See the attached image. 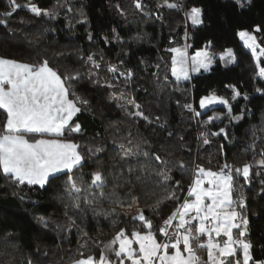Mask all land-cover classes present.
Returning <instances> with one entry per match:
<instances>
[{
    "label": "trees",
    "instance_id": "trees-1",
    "mask_svg": "<svg viewBox=\"0 0 264 264\" xmlns=\"http://www.w3.org/2000/svg\"><path fill=\"white\" fill-rule=\"evenodd\" d=\"M17 2L34 4L52 14L36 17L25 7L4 17L9 0H0V20L7 19V26L0 24V58L30 64L47 60L63 78L79 76L71 82L70 98L89 102L73 118L81 131H65L60 138L80 146L78 151L85 157L86 166L73 169L68 175L82 176L87 182L93 172L101 170L107 177L105 192L115 189L117 196L100 199L93 206L82 201V210L75 209L66 207L72 201L64 191L65 172L57 174L59 178L43 189L38 185H18L0 172V264H73L74 260L88 256L99 259L112 247L111 241L121 229L129 236L134 231H148L143 221L132 219L140 211L151 222L156 239L167 242L159 228L185 199H190L188 193L196 168L218 171L225 163L235 167L252 165L250 182L234 174L233 199L244 198L242 215L248 220L244 239L252 244L253 259L264 260V168L260 166L264 160V93L257 91L264 90V78L259 76L252 52L238 35L241 30L252 32L259 46L264 47V32H253L257 24L264 25V0H252L244 9L237 7L234 0H171L182 6L178 9L160 7L164 0H141L143 10L136 8L135 0ZM192 7L204 9L205 16L210 18L206 26L180 25L176 33H170L173 24H182ZM185 33L191 56L211 40L212 54L230 49L236 62L225 66L227 61L216 57L209 71L178 82L171 71L173 54L169 49L184 44ZM90 55L98 68L88 61ZM113 66L120 72L130 70L132 78L114 76L108 71ZM231 87L246 93L248 99L241 96L232 100ZM122 93L120 103L128 111L135 110L128 103L134 99L152 122L129 117L111 99L120 98ZM213 94L230 101L232 117L243 118L239 122L230 119L223 104L202 111L200 99ZM189 104L192 111L185 107ZM196 112L200 115L196 116ZM212 116L222 119L206 124ZM5 120L6 113L0 109V133ZM221 127L229 133L227 138L210 134ZM26 136L33 141L43 135ZM205 138L211 142L204 144ZM120 145L133 152L139 145L159 154L172 177L168 188L179 199L165 200L159 208L150 207L165 195L155 174L162 170L161 165L147 161L149 171H140L138 167V179L136 173L127 172L128 163L138 165L144 158L138 161L133 156L126 163L121 159ZM94 147L103 151L93 155L89 149ZM132 197L136 198L134 202ZM238 231L234 229V237ZM110 258L118 263L114 255Z\"/></svg>",
    "mask_w": 264,
    "mask_h": 264
},
{
    "label": "snow or ice",
    "instance_id": "snow-or-ice-1",
    "mask_svg": "<svg viewBox=\"0 0 264 264\" xmlns=\"http://www.w3.org/2000/svg\"><path fill=\"white\" fill-rule=\"evenodd\" d=\"M234 3L237 7L244 9L251 5L252 0H234ZM135 6L143 10L141 0H135ZM159 6L170 9L182 7L171 0H164V3ZM25 7L36 17L52 14L34 4L22 5L17 0H9V10L3 13V16L11 17L18 9ZM209 19L205 16L204 9L200 7H192L186 13V20L190 21L193 27L206 26ZM0 24L7 26V19L0 20ZM253 32H264V25L257 24ZM238 35L251 50L257 61L258 74L264 78V67L260 66V59L264 57V47H259L256 36L252 32L241 30ZM185 38H188L187 33H185ZM89 39L92 37L89 36ZM212 44L213 42L209 40L204 49L192 57H189L187 53L189 45H185L184 48L169 49L175 53L171 71L177 81L190 80V72L198 73L201 69L204 71L211 69L214 57L209 50ZM87 59L94 67H99L93 56L90 55ZM219 59L227 61L225 66L236 62V57L231 50H227L226 54L221 55ZM108 71L114 76H123L125 80H130L133 76L130 70L127 73L120 72L115 66L110 67ZM78 79V75L63 78L49 66L47 60H43L39 64H30L0 58V109L6 113L3 132L0 133V172L18 185H38L43 189L52 180L59 178L56 174L67 170L64 191L72 203L66 207L82 210V201L85 205L93 206L100 199L116 197L117 193L115 189L111 193L105 192L107 177L101 170L93 172L87 182L83 180L82 176L68 175L73 169L86 166L85 157L78 151L80 146L60 139L65 131H81L80 124L75 123L73 117L80 113L82 106H87L89 102L79 98H69L72 94L70 91L71 82ZM257 91L264 93L262 89H257ZM241 96L245 100L248 99L246 93H241L234 88L231 99L236 100ZM122 98L123 93L120 98L111 97L117 101L129 117L142 118L149 123L152 122L144 115L141 106L134 99H130L128 103L135 110L128 111L125 105L120 103ZM215 104L226 105L230 119L239 122L243 118L242 116H231L232 105L228 99L213 94L204 96L199 101V106L202 109ZM185 107L190 111L193 110L190 104ZM195 115L199 116L200 113L196 112ZM219 119L222 117L212 116L205 123L212 124ZM156 120L159 121V117ZM165 124L166 121L161 126L163 127ZM27 134H51L56 138L30 141L26 138ZM210 134L223 135L225 138L229 135L223 127ZM168 135L171 136L172 133L169 132ZM181 139L183 138L181 137ZM202 142L209 144L211 141L205 138ZM120 148L123 151L121 159L126 163L133 156L138 161L140 157L144 158V162H140L138 165L128 163L127 172L129 174L136 173L138 179L140 171H149L150 166L147 161L154 160L160 163L162 170L155 171L154 168L151 170L155 171L156 176L160 178L165 195L163 199L154 201L150 207L159 208L165 200L179 199L175 191L168 188L172 177L169 170L164 169L166 161L159 154L143 150L139 145L135 152L130 148L126 149L125 145H120ZM89 151L95 155L103 151V148L94 147ZM260 166L264 168V160L260 161ZM138 167L140 171L137 170ZM181 167L184 166L181 165ZM234 174L242 176L246 182H250L252 165L245 163L242 167H235L225 163L218 171L199 166L196 168L193 184L188 193L195 199H185L159 228L160 234L166 238L167 242H158L151 231V222L140 211L132 219L143 221L148 229L146 233L134 231L129 236L125 229H121L111 241L112 247L101 254L99 259L88 256L74 260L73 264H113L110 258L112 255L115 256L118 264H124L125 260L131 261V264H200L193 242H196L197 248L207 249V264H249L250 261L252 264H264V260L253 259L252 244L249 240L244 239L247 235L248 220L242 215V210L246 205L242 196L238 200L233 199V191L236 187ZM256 174L259 175V173ZM175 183L178 187L179 181ZM205 184L209 187H204ZM135 199V197L131 198L133 202ZM131 206L132 204L129 203V207ZM65 215H68L67 211ZM69 220L72 225H75L74 219L69 217ZM194 221L195 224H193ZM45 227H47L46 223ZM233 229H239L235 237ZM213 234L215 237L223 236L226 239L222 242L217 241L213 238ZM201 236L207 237L206 243L200 242ZM134 244L138 245V249L133 246ZM116 245L118 247H115ZM170 248L175 250L171 255H169ZM238 252L242 253V256H239Z\"/></svg>",
    "mask_w": 264,
    "mask_h": 264
},
{
    "label": "rangeland",
    "instance_id": "rangeland-1",
    "mask_svg": "<svg viewBox=\"0 0 264 264\" xmlns=\"http://www.w3.org/2000/svg\"><path fill=\"white\" fill-rule=\"evenodd\" d=\"M187 24H191L190 23V21H187L186 20V18H184V20L182 21V24H173V26H172V28L170 29V33H176V28H178V26H180V25H187ZM252 34H254V33H252ZM255 35V34H254ZM242 42H243V44L245 45V43H244V41L242 40ZM257 44H258V41H257ZM185 45H189V43H188V41H187V39L185 38V41H184V44H182L181 46H179V47H176V48H184V46ZM259 45V44H258ZM245 47L251 52V50L245 45ZM260 47V46H259ZM230 50V49H229ZM227 52V51H226ZM226 52L225 53H222V54H218V55H216V54H212L211 52H210V54L211 55H213V57H214V59H213V63H212V65L214 64V60H215V58L216 57H220L221 55H225L226 54ZM231 52H232V50H231ZM187 53H188V56L189 57H192L190 54H189V47L187 48ZM233 53V52H232ZM172 54H173V56H172V59H173V57L175 56V53H173L172 52ZM196 55V54H195ZM194 55V56H195ZM255 58V57H254ZM256 60V59H255ZM257 62V61H256ZM260 66H262V67H264V57H261V59H260ZM172 67H173V65H172ZM212 67V66H211ZM201 71H204L203 69H201L200 70V72ZM200 72H198V73H200ZM197 72H190V75H191V77H192V75L193 74H198ZM176 78V77H175ZM177 80V79H176ZM188 80H179L178 82H187ZM230 90H231V92H232V95H233V89L234 88H229ZM216 96H218V95H216ZM218 97H222V98H224L223 96H218ZM70 98V97H69ZM71 99V98H70ZM215 105H218V104H215ZM215 105H212V106H215ZM212 106H210V107H212ZM209 107V108H210ZM206 109H208V108H205V109H202V111H204V110H206ZM173 110V109H172ZM173 113H174V111H173ZM75 117V116H74ZM73 117V118H74ZM193 184V183H192ZM192 187V186H191ZM204 187H209V185H207V184H205L204 185ZM192 199H195L194 197H192V196H190V199L189 200H192ZM207 202V201H206ZM196 222L194 221L193 222V224H195ZM233 235H234V229H233ZM222 237V236H221ZM221 237H215V234H214V236H213V238L215 239V240H217V241H219L220 240V238ZM158 240V239H157ZM206 241H207V237L206 236H201L200 237V242L201 243H206ZM158 242H161V243H165V241H162V240H158ZM193 244H195V242H193ZM134 247L135 246H138V245H133ZM136 248V247H135ZM181 248H182V250H183V245L181 246ZM194 248H195V245H194ZM200 249V253H201V255H200V257L201 258H204L203 256H205V254H206V260H205V263H207V261H208V256H207V249L206 248H199ZM174 249H169V255H171V254H173L174 253ZM196 253H198L197 252V249H196Z\"/></svg>",
    "mask_w": 264,
    "mask_h": 264
},
{
    "label": "crops",
    "instance_id": "crops-1",
    "mask_svg": "<svg viewBox=\"0 0 264 264\" xmlns=\"http://www.w3.org/2000/svg\"><path fill=\"white\" fill-rule=\"evenodd\" d=\"M26 138L28 139V137L26 136ZM54 138H56V137H54L53 135H51V134H44L43 136H41L40 138H38V139H54ZM60 139H62L63 141H65V142H72V141H69V140H66V139H63V138H60ZM37 140V139H36ZM31 141V140H30ZM33 141H35V140H33ZM72 143H74V142H72ZM67 170H65V172H66ZM58 174H60V173H58ZM57 175V174H56ZM142 234H144V233H142ZM213 236H214V234H213ZM226 239V237H221L220 238V240L219 241H223V240H225ZM194 245L195 244H193V247H194ZM136 248L138 249V246H136ZM196 249H197V252L198 253H196V255L199 257V259H200V264H207V263H205V260L207 259L206 257H204V258H201L200 257V251H199V249L197 248V246H196ZM241 256H242V253H241ZM113 264H118V263H113ZM124 264H131V261H127V260H125V262H124Z\"/></svg>",
    "mask_w": 264,
    "mask_h": 264
}]
</instances>
